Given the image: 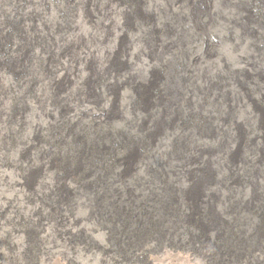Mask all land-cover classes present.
Segmentation results:
<instances>
[{"label": "bare ground", "instance_id": "6f19581e", "mask_svg": "<svg viewBox=\"0 0 264 264\" xmlns=\"http://www.w3.org/2000/svg\"><path fill=\"white\" fill-rule=\"evenodd\" d=\"M1 169L37 253L177 229L263 264L264 0H0Z\"/></svg>", "mask_w": 264, "mask_h": 264}, {"label": "rangeland", "instance_id": "374dc122", "mask_svg": "<svg viewBox=\"0 0 264 264\" xmlns=\"http://www.w3.org/2000/svg\"><path fill=\"white\" fill-rule=\"evenodd\" d=\"M0 171L2 176L10 174L9 182L15 180L12 172L2 169ZM0 195H2L0 211L9 202L12 206L20 205L21 207L23 205L21 197L13 192L0 189ZM10 217L11 214L2 216L0 213V264H246L242 262V257L237 255L235 250L230 248L226 251L227 248L218 244L223 239L218 236V233H210L211 238L209 239L195 234L182 237L181 231L177 229L169 230L168 233L159 229L143 233L141 237H147L146 243H148L144 250L134 255L131 254V249L118 246L115 249L113 247V252L105 249L74 248L71 244L60 241L57 232L46 231L42 234L44 242H42L40 252L37 253L35 252L37 247H34L36 244L39 245L38 236L34 233L33 237H30V233L26 234L22 229L19 232L13 225H5V219H10ZM132 231L126 236H130L134 241V237L140 233L135 229ZM88 237L92 238L91 234H88ZM31 246L35 249L34 256L37 262L32 257ZM114 250L117 253H114ZM140 252L142 255L139 254ZM251 264L257 263L251 261Z\"/></svg>", "mask_w": 264, "mask_h": 264}]
</instances>
